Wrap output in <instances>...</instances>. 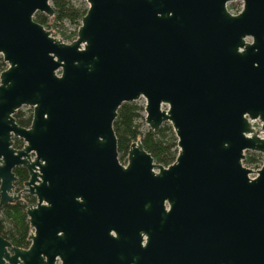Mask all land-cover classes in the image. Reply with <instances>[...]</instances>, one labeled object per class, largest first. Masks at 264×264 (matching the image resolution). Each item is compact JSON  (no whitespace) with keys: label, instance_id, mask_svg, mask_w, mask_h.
<instances>
[{"label":"water","instance_id":"1","mask_svg":"<svg viewBox=\"0 0 264 264\" xmlns=\"http://www.w3.org/2000/svg\"><path fill=\"white\" fill-rule=\"evenodd\" d=\"M86 1L65 43L35 21L51 0H0V207L37 200L0 264H264V164L244 166L264 156V0ZM142 98L178 138L169 167L141 141L119 159L118 112Z\"/></svg>","mask_w":264,"mask_h":264},{"label":"trees","instance_id":"2","mask_svg":"<svg viewBox=\"0 0 264 264\" xmlns=\"http://www.w3.org/2000/svg\"><path fill=\"white\" fill-rule=\"evenodd\" d=\"M55 10V16L50 18L45 14L38 13L35 21L43 25L47 30H56L57 34L65 42H74L78 36V30L88 12V4L82 2L77 4L75 0H51ZM66 24L76 27L74 32L68 34ZM53 34V31H51ZM8 68L2 56H0V78L1 74ZM145 107L138 102L124 104L114 123V130L118 139L119 159L124 165L132 145L141 141L144 149L152 155L155 162L165 167L172 165L178 156V138L170 123H166L159 131L151 130L145 119ZM19 126L29 128L33 120V109L29 112L22 110L15 114ZM14 147L22 149L24 143L14 140ZM264 156L256 152H247L244 164L248 167H258ZM18 181L16 191L24 189L25 183L29 181V173L26 168L19 167L15 170ZM1 185V184H0ZM1 202V198H0ZM35 197L27 195L21 201L10 203L0 207V235L10 241L14 247L28 249L31 245L30 235L32 229L28 222L27 209L36 204Z\"/></svg>","mask_w":264,"mask_h":264},{"label":"rangeland","instance_id":"3","mask_svg":"<svg viewBox=\"0 0 264 264\" xmlns=\"http://www.w3.org/2000/svg\"><path fill=\"white\" fill-rule=\"evenodd\" d=\"M75 2H76L77 4H80V3H82V2H86V3H87L86 0H75ZM87 4H88V3H87ZM243 7H244V3H243L242 0L234 1V2L228 4V10H229L230 12H232V13H235V12H239V11H241V10L243 9ZM65 26H66V29L68 30V31H67L68 34L71 33V32H74V30L76 29V27L71 26V25H69V24H66ZM50 31H53V36H54V37L61 39V37L57 34V31H56V30L51 29ZM64 42H65V41H64ZM65 43H70V42H65ZM138 103H139L141 106H144V107L146 106V100H145L144 98L140 99V100L138 101ZM144 115H146V114H144ZM21 141H22V140H21ZM22 142H23V141H22ZM23 143H24V142H23ZM125 165H126V164H125ZM26 196H27V194L24 195L23 199H24ZM35 205H36V204H34V206H35Z\"/></svg>","mask_w":264,"mask_h":264},{"label":"built area","instance_id":"4","mask_svg":"<svg viewBox=\"0 0 264 264\" xmlns=\"http://www.w3.org/2000/svg\"><path fill=\"white\" fill-rule=\"evenodd\" d=\"M243 10V9H242ZM241 10V11H242ZM241 11H239V12H235V13H232L231 12V14H233V15H238L239 13H241ZM163 109H166V107H163ZM263 164H264V158H263V161L258 165V167H248V166H246L245 164H244V166L245 167H247V168H250V169H252V170H254L255 172H257V171H259V170H261V168L263 167ZM256 176L257 175H251V177L252 178H256ZM58 264H60V263H58Z\"/></svg>","mask_w":264,"mask_h":264}]
</instances>
